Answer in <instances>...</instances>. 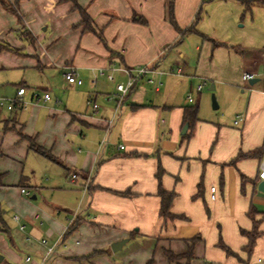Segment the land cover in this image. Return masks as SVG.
Masks as SVG:
<instances>
[{"label": "crops", "instance_id": "1", "mask_svg": "<svg viewBox=\"0 0 264 264\" xmlns=\"http://www.w3.org/2000/svg\"><path fill=\"white\" fill-rule=\"evenodd\" d=\"M9 1L18 12L0 3V40L19 50L0 49V97L19 104L7 107L9 115L0 109V264H47L56 255L76 264H264V234L250 257L242 234L253 229V207L264 232V4L174 0L180 31L169 0H78L100 38L85 31L72 1L42 0L52 10L41 18L30 15L34 0ZM50 19L46 46L40 28ZM67 65L81 84L67 81ZM143 67L149 71L120 103L117 85ZM245 72L258 73L254 84ZM209 83L224 113L199 115L186 138L184 107L198 103L200 114ZM51 87L50 98L41 97ZM21 134L59 162L33 151ZM260 148L261 158L230 164ZM160 187L176 193L171 211L183 218L161 216Z\"/></svg>", "mask_w": 264, "mask_h": 264}, {"label": "trees", "instance_id": "2", "mask_svg": "<svg viewBox=\"0 0 264 264\" xmlns=\"http://www.w3.org/2000/svg\"><path fill=\"white\" fill-rule=\"evenodd\" d=\"M67 1H72L74 3V8L80 11V14L82 17V21L80 24L85 26V31L94 32L100 38H103L102 33L95 28L93 19L91 18V16L87 12L86 8L81 6L79 4L78 0H60V2H67ZM253 2H260V3L264 4V0H243V3L245 4V6L247 8H250V6ZM0 3L2 5H8L13 11L18 12L15 5L12 4L9 0H0ZM199 17H200V15L197 16V19H199ZM169 18H170L171 22L175 25V27L177 29H179L180 31H182L176 23L175 14H174V0H169ZM190 31H195V28L191 27V28L187 29L185 32H190ZM214 43L216 45L223 44L222 42H217L215 40H214ZM0 49H10V50H13L15 52H18V50H19V49L13 48L8 42L1 41V40H0ZM136 84H137V82L132 86V88L126 94L124 101L126 100L127 96L130 94V92L132 91L134 86H136ZM18 102H19L18 100H14L13 108L19 104ZM198 120H199V104L198 103L184 107L183 127L187 126V128L189 129V131H187V133L185 134L186 138H189L191 136L192 130L194 129ZM5 129H8L7 125L5 126ZM21 135L23 138L29 139L30 148L33 151L45 156L46 158H48L51 161L59 162L57 157L54 156L51 151L47 150L45 147H43L42 145L37 143L35 138L26 136L24 134H21ZM262 152H263L262 148H260L259 150H253L251 152H242L241 151L237 154V156H235L230 161V164H236L237 161L244 159V158H248V157L260 156V158H261ZM161 175H162V171H160V173H159V176H161ZM3 179H4V174L0 173V187L4 185ZM247 181H249V178H247L245 175H242V185H244ZM201 191H202V184L199 185V193L197 194V197L200 196ZM123 194H127V193H123ZM158 195L161 197V216L164 219L183 218L181 215H176L171 211V205H172V202L176 196L175 192H169V191H166L165 189H163V187H160ZM256 212L257 211L255 210L254 207L251 208V211L249 212V216L253 220V229L250 231L242 230V234L248 238V243L243 248V250L245 252H247L249 257L252 255V253L255 249L258 238L264 234V232L259 230L260 221L257 220L255 217ZM0 218L3 219V209L1 208V205H0ZM75 226L76 225L71 226L67 234L72 232L74 230ZM220 245L228 254L237 255V253H235L233 250H231V248L224 245L223 243H221ZM187 256L189 258H192V251L191 250H189ZM168 257L170 260H175L177 258L175 255H173L172 252L168 253ZM148 264H152V262L150 261Z\"/></svg>", "mask_w": 264, "mask_h": 264}, {"label": "rangeland", "instance_id": "3", "mask_svg": "<svg viewBox=\"0 0 264 264\" xmlns=\"http://www.w3.org/2000/svg\"><path fill=\"white\" fill-rule=\"evenodd\" d=\"M19 1H21V0H19ZM31 1H33V0H31ZM45 4H46V2L45 1H42V0H34L33 1V3H32V6H31V8H30V15H32V14H35L36 13V18H41L44 14H45V16H47V12L48 11H51L52 10V8H49L48 6H45ZM49 16V15H48ZM52 18V17H51ZM24 19V18H23ZM25 21V20H24ZM50 22L48 23V24H44V26H42L41 28H40V35H45L44 36V38H42V42L47 46V44H48V42L50 43V45H52V43L53 42H51V40H49L50 39V34L52 33V31H53V26H52V24H51V19L49 20ZM22 22V21H21ZM47 27V31H45L44 30V28H46ZM24 41H25V44L26 45H29V46H32L33 44H32V42L31 41H29L28 39H25L24 38ZM49 45V46H50ZM26 56V55H25ZM27 58H30L29 56H27ZM32 71H35V69H33V68H28L27 69V72H32ZM261 80H262V82H264V74H263V76H261ZM260 82V81H259ZM258 82V83H259ZM247 83L249 84V81H247ZM256 85V84H255ZM209 87H210V83L205 87V89H204V92L205 93H211V97H210V102L207 104V105H203L202 106V108H201V110H200V117H206L205 119H211V118H215V116H217V114H218V116L219 117H221V115H222V113H224L223 112V109L222 108H218V109H216V110H214L213 109V99H212V94L214 93L215 94V97H216V99H217V102H218V104H220L219 103V96H217V94H216V92H215V90L214 91H210L209 90ZM51 91L49 92V94H50V96H51V93H53L54 92V89L51 87V89H50ZM42 91V92H41ZM40 91V93H41V97L43 96L44 97V92H43V90H41ZM40 93H39V95H40ZM195 96H196V93H195ZM0 101H3L4 103H5V105L4 106H2V107H0V109H1V111L2 112H4L5 114H7L8 113V115L11 113L10 111H8V109H7V106H8V104L10 103V102H12L11 101V99H9V98H6V97H0ZM32 162V161H31ZM31 162H29L28 164H27V176L28 177H32L33 175H32V172L30 173V169H31V166H32V163ZM36 166V165H35ZM38 169V173H37V175H36V179H39L40 178V172H42V168L41 167H39V168H37ZM34 194V192H33V190H32V195ZM31 196V195H30ZM29 196V197H30ZM120 252V251H119ZM118 253V252H117ZM47 264H76L75 262H68L66 259H64L63 257H59V256H53L51 259H50V261L47 263Z\"/></svg>", "mask_w": 264, "mask_h": 264}, {"label": "built area", "instance_id": "4", "mask_svg": "<svg viewBox=\"0 0 264 264\" xmlns=\"http://www.w3.org/2000/svg\"><path fill=\"white\" fill-rule=\"evenodd\" d=\"M148 71H149V68L143 67V68L138 69L135 74H132L131 72H129L130 73L129 74L130 75L129 80L126 83H120L117 85V91L119 93L118 97H119L120 103L124 100L126 94L129 92V90L132 88V86L137 82L138 78L141 77L143 74H145ZM99 73L101 75L107 74L106 70H104V69L100 70ZM257 75H258V73H255V72H245L243 77L245 80H251V79H254ZM64 76L70 84H74V83L81 84L82 83V79L79 77V74L77 72V68L73 65H67L64 67ZM107 76L110 80L113 79L112 74H107ZM202 87H203V85L201 84L198 86V89L200 90V89H202ZM24 92H25V88H21L19 90V95L24 94ZM44 96L46 99L50 98L49 93H46ZM189 100L193 101V98L190 96ZM88 103L92 104L94 106V108L99 107V105L96 102H94L93 100H88ZM13 104H14V100L12 102H10L7 107L9 109H12ZM4 105H5V103L3 101H0V107H2ZM240 119H242V118H240ZM120 148H124V146L121 145ZM261 176H262V178H264V161L261 163ZM213 191H215V188H213ZM22 192L24 194H27V195L29 194V192L24 188L22 189ZM213 197H215V196L213 195ZM15 218L19 219V216L16 215ZM21 228L23 229L24 226H22ZM41 243L46 244L47 241L44 239L41 241ZM51 253H53L52 248L49 249V254H51Z\"/></svg>", "mask_w": 264, "mask_h": 264}, {"label": "water", "instance_id": "5", "mask_svg": "<svg viewBox=\"0 0 264 264\" xmlns=\"http://www.w3.org/2000/svg\"><path fill=\"white\" fill-rule=\"evenodd\" d=\"M254 83H255V80L251 79V80H250V84H254ZM214 88H215V86H214V85H211V87L209 88V90L213 91ZM212 99H213V108H214V109H218V108H219V104H218V102H217V99H216L214 93L212 94ZM186 130H187V126L184 127V129H183V133H185ZM258 189H259L261 192L264 193V178H262V180L259 182V184H258ZM33 197L35 198L36 196H33ZM127 241H128V239H123V240H119V241L114 242V243L112 244V249H113V251L116 252V251H118V250H121L122 247H123V245H124ZM2 259H3V256L0 255V261H1Z\"/></svg>", "mask_w": 264, "mask_h": 264}]
</instances>
